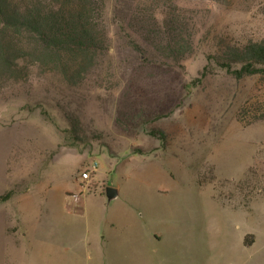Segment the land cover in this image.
Segmentation results:
<instances>
[{
	"label": "rangeland",
	"instance_id": "1",
	"mask_svg": "<svg viewBox=\"0 0 264 264\" xmlns=\"http://www.w3.org/2000/svg\"><path fill=\"white\" fill-rule=\"evenodd\" d=\"M107 2L83 84L23 52L0 70V264H264V77L221 55L264 41V0ZM174 11L192 56L131 52L129 13Z\"/></svg>",
	"mask_w": 264,
	"mask_h": 264
},
{
	"label": "trees",
	"instance_id": "2",
	"mask_svg": "<svg viewBox=\"0 0 264 264\" xmlns=\"http://www.w3.org/2000/svg\"><path fill=\"white\" fill-rule=\"evenodd\" d=\"M107 3V0H0V70L19 75L13 66L18 67L16 61L26 53L32 58V66L57 70L71 86L83 84L87 80L83 66L100 60L112 48L113 38L104 27L103 17L97 14ZM159 17L154 12L127 15V24L136 30L131 34V52L141 49L151 60L180 64L194 54L195 36L187 37L188 29L175 11ZM21 37L28 40V47L20 48L17 41ZM221 55L227 61L224 66L238 79L264 77V41L227 44ZM233 64L241 65V70H234ZM258 120L264 121V112ZM254 242V237L249 236L246 245Z\"/></svg>",
	"mask_w": 264,
	"mask_h": 264
},
{
	"label": "crops",
	"instance_id": "3",
	"mask_svg": "<svg viewBox=\"0 0 264 264\" xmlns=\"http://www.w3.org/2000/svg\"><path fill=\"white\" fill-rule=\"evenodd\" d=\"M23 174H25V176H29V178H31V179H33L34 178V180L36 179V177H37V175H35L34 173H32V172H29L28 174H27V172H22V175ZM24 176H22L21 178H23ZM23 179H26V178H23ZM33 180V181H34ZM33 181H31V183L33 182ZM14 183V182H13ZM12 183V184H13ZM30 183V184H31ZM25 184H27V182H25ZM34 189L32 188V189H28L27 191H33ZM22 192H24V191H22L21 190V192H19V190H18V188L17 187H14V190H12V191H10L9 192V194L8 195H4L3 196V199H4V201H6V200H9V202H10V198L12 197V196H15V195H18V197L20 196H23V195H26L25 193L23 194V195H21L20 193H22ZM22 198H24L23 200H26V199H28L27 197H22ZM21 199V198H20ZM0 200H1V196H0ZM22 200V201H23ZM5 210H8V209H5ZM9 211H11V210H9ZM10 214V213H9ZM9 230V229H8ZM10 230H11V228H10Z\"/></svg>",
	"mask_w": 264,
	"mask_h": 264
},
{
	"label": "water",
	"instance_id": "4",
	"mask_svg": "<svg viewBox=\"0 0 264 264\" xmlns=\"http://www.w3.org/2000/svg\"><path fill=\"white\" fill-rule=\"evenodd\" d=\"M106 196L109 199V201H112L119 196V192L116 188L108 187L106 190Z\"/></svg>",
	"mask_w": 264,
	"mask_h": 264
},
{
	"label": "built area",
	"instance_id": "5",
	"mask_svg": "<svg viewBox=\"0 0 264 264\" xmlns=\"http://www.w3.org/2000/svg\"><path fill=\"white\" fill-rule=\"evenodd\" d=\"M97 164L95 163V165L92 166L91 170L90 171H87L83 174V180L84 181H89L92 177V173L96 172L97 171Z\"/></svg>",
	"mask_w": 264,
	"mask_h": 264
}]
</instances>
